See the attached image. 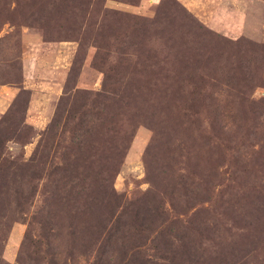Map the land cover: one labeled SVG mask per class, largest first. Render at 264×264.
<instances>
[{"label": "rangeland", "instance_id": "rangeland-1", "mask_svg": "<svg viewBox=\"0 0 264 264\" xmlns=\"http://www.w3.org/2000/svg\"><path fill=\"white\" fill-rule=\"evenodd\" d=\"M0 264H264V0H0Z\"/></svg>", "mask_w": 264, "mask_h": 264}]
</instances>
